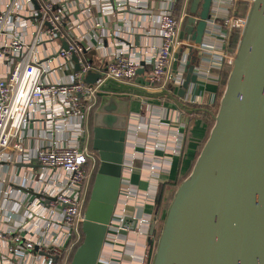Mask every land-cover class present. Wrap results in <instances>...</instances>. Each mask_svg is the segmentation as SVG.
<instances>
[{
    "label": "crops",
    "instance_id": "0c3cea01",
    "mask_svg": "<svg viewBox=\"0 0 264 264\" xmlns=\"http://www.w3.org/2000/svg\"><path fill=\"white\" fill-rule=\"evenodd\" d=\"M11 1L3 0L6 3ZM58 1L57 9L66 16L71 32L76 38L82 40L85 48L82 57L96 72L104 70L109 56L118 48L129 47L132 53L136 56H144L146 61L143 62V67L132 81L126 83L115 81L122 91L114 92L131 101L126 163L114 224L115 222L120 224V219L127 217L125 226L129 228L130 222L135 224L137 221L134 219H138L141 232L138 235L131 233L132 237H130L131 234L127 229H113L115 225H112L111 229L114 231L111 232L117 237L112 239L115 237L110 235V240H107L99 262V264H144L145 257L148 256L147 239L152 224L149 220L154 218L157 212L159 193L163 192L164 196H167L176 192L185 179L181 183L179 181L192 172L196 159L207 141L205 138L211 132L209 122L212 119V112L218 108L224 91L226 65L222 56L223 53L229 52L230 43L228 46L224 45L219 39L223 29L216 22L210 23V33L206 37V41L211 43L210 46L202 47L188 38L184 31L191 0H185L182 10L177 11V13L187 14L181 28V37L185 43L177 47L169 73L176 76L183 70L185 82L188 75L187 63L196 57L194 74L197 80L191 81L182 95L180 90L183 86L179 87L173 80H169L162 87L160 84L151 86L144 79L145 74L152 70L153 55L161 42L158 20L160 12L166 8L167 1L127 0L126 8L122 12L113 11L109 14L102 12L100 1L96 3H92L91 0ZM227 1L218 0L215 9L224 11ZM25 8L34 10L36 3L32 2L30 6H23V9ZM12 15V20L16 23L13 31L26 35L30 40L27 32L35 28L36 20L25 17L21 18V23H18L16 13L13 12ZM61 45L63 40L44 41L35 50L38 57L51 60L46 62V65H50L51 68L45 76L47 83L70 81L75 72L73 60L67 63L64 70L59 69L64 60L57 57L56 51ZM110 88L115 86L110 84ZM106 93L110 91L105 90L103 94ZM103 94L99 97V103ZM96 109L89 114L81 139L82 144L88 146L99 161V155L93 149ZM64 118H67L70 124H79V118L76 115H68L64 111L59 116L60 120L56 122L58 126L43 117L31 118L23 129L22 142L28 152L34 155L35 150L42 144L62 145L75 142L76 132L70 129L71 126L68 128L63 126ZM6 167L4 162H0V188L7 174ZM53 172L48 168L34 169L22 163L16 165L15 182H11L15 189L13 193L15 198L5 197L3 200L4 205L12 208L16 226H20V219L26 218V203L36 197L33 192H40L41 179L48 184L52 193L54 186L51 185L65 179V175L58 170L54 172L55 178L49 179L53 176ZM21 174L31 177L32 182L22 178ZM16 198L25 204H16ZM4 222L7 229L13 227L12 223L6 226L7 222ZM43 235L49 243L56 241L60 245L65 244L64 235L58 225H53L50 229L46 228ZM1 245L4 249L2 251L8 250L7 240L2 241ZM33 255L37 257L30 258L29 264H47V258L41 256V252ZM21 257L24 258L23 262L27 258L23 254ZM5 264H22V262L21 258H9Z\"/></svg>",
    "mask_w": 264,
    "mask_h": 264
},
{
    "label": "water",
    "instance_id": "95a60500",
    "mask_svg": "<svg viewBox=\"0 0 264 264\" xmlns=\"http://www.w3.org/2000/svg\"><path fill=\"white\" fill-rule=\"evenodd\" d=\"M216 2L190 1L184 33L195 44L206 42ZM72 60L79 71L78 56ZM196 62L187 63L182 95L197 80ZM100 76L89 70L84 81ZM103 89L110 93L101 96L93 127L100 165L70 264H99L120 200L131 101L114 93L122 91L115 81ZM152 264H264V0L249 4L214 126L175 192Z\"/></svg>",
    "mask_w": 264,
    "mask_h": 264
},
{
    "label": "built area",
    "instance_id": "2783aa9c",
    "mask_svg": "<svg viewBox=\"0 0 264 264\" xmlns=\"http://www.w3.org/2000/svg\"><path fill=\"white\" fill-rule=\"evenodd\" d=\"M36 1L39 7L31 10L23 9V6H30L33 0H12L8 3L0 0V162L7 166V174L0 188V264H5L9 258H21L22 264H29L30 258L37 257L33 254L37 255L38 252L47 258V264H69L70 254L82 236L81 224L97 164L95 153L82 144L85 122L89 114L97 108L99 97L105 91L103 87L108 81L130 82L143 67L142 63L146 62L144 56H136L129 47L118 48L109 56L104 70L100 72L101 76L92 84L86 83L85 77L89 70L94 68L82 57L85 49L82 40L71 32L66 16L57 9L59 1ZM98 1L102 3V12L107 14L113 11L122 12L128 3L127 0H91L92 3ZM165 1L166 8L160 12L158 20L161 42L153 55L152 70L145 74L144 79L151 86L160 84L164 87L169 80H173L182 87L183 70L176 76L169 73V70L177 47L185 43L181 37V28L187 14L177 13L178 0ZM233 1L225 2L227 7L224 11L214 8L210 21L218 23L223 29L219 39L227 46L232 31H242L246 24V17H233ZM13 12L17 15L18 23L25 17L36 20L35 28L27 32L30 40L26 35L13 31L16 26L12 20ZM58 39L69 43L67 49L61 45L56 51L57 57L64 60L59 69L64 70L67 67L73 54L78 56L81 69L74 72L70 81L47 83L45 76L51 68L46 62L51 60L38 57L35 50L44 41ZM210 45L211 43L206 41L202 47ZM222 57L225 65H233V54L225 52ZM62 111L79 118L78 125L70 124L67 118L62 121L65 128L71 126L70 129L76 132L75 142L62 145L42 144L35 150L34 155L30 154L22 142L25 125L33 117H43L56 123L60 120ZM19 163L34 169L42 167L54 172L58 170L65 175V179L52 185L49 183L54 186L53 193L41 179L40 192H33L36 197L26 203V218L20 219V226H16L12 208L4 205L3 200L5 197L15 198V189L11 182H15V167ZM33 163L37 164L36 167L30 166ZM54 172L49 179L55 178ZM21 177L32 182L31 177L27 175L21 174ZM16 204L23 205L25 202L16 198ZM42 220L44 222H41ZM123 220L124 218L120 219L118 228L126 229L127 224L126 221L124 224ZM4 221L7 222L6 226L12 223L13 227L7 229ZM53 225L60 227L65 238L64 245L56 241L49 243L44 239L43 231ZM113 229L110 232L114 231ZM110 235L115 237L112 239L117 237L114 233ZM5 240L8 241L9 247L7 251H2L4 249L1 243ZM22 254L27 257L24 262Z\"/></svg>",
    "mask_w": 264,
    "mask_h": 264
},
{
    "label": "trees",
    "instance_id": "16d2710c",
    "mask_svg": "<svg viewBox=\"0 0 264 264\" xmlns=\"http://www.w3.org/2000/svg\"><path fill=\"white\" fill-rule=\"evenodd\" d=\"M184 2H185V0H178V2H177V10H176V11H181V10H182ZM243 7L246 8L245 5H244ZM241 11H242V10H241ZM241 11H240V12H241ZM242 12H245V10L242 11ZM237 14L241 15L239 12H237ZM244 15H245V14H244ZM240 35H241V31H240V30H236V33H235L234 36L231 38V42H232L233 49H235L234 46H237V45H238V43H239V39H240ZM235 43H237V44L235 45ZM229 73H230V71H229V69H227V67H226V70H225V73H224V88H225V85H226V82H227V79H228ZM222 94H223V92H222ZM222 94H221V96H222ZM219 103H220V101H219ZM98 104H99V101H98ZM98 104H97V107L99 106ZM218 108H219V106H218ZM218 108H216L215 111L212 112V117H211L212 119H211L210 122H209L210 130H211L212 127L214 126V123H215V116H216V114H217V112H218ZM208 135H210V134H208ZM208 137H209V136H207L205 139L207 140ZM99 165H100V161H97L96 168H95V171H94V173H93L92 180H91V184H90V187H89V192H88V196H87L86 207H87L88 201H89V199H90V195H91V191H92V187H93V183H94L95 175H96V173H97V171H98ZM185 178H186V177H183V178L179 181V183H181ZM179 183H178V184H179ZM173 194H175V192H172V193H170L169 195H167L166 197H164V193H163V192H160V193H159V197H158V203H157V204H158V205H157L158 209H159V207L162 205V202H163V201H164V202L166 201L165 203H166L167 205H170V203H171V201H172V199H173V197H174ZM164 198H166V199L164 200ZM164 220H165V219L162 220V222H161L162 224H161L160 228H158L157 231H155V232L153 233V237H155V235H156V240H158V241H159V238H160V235H161L162 229H163V225H164L163 222H164ZM81 232H82V224H81ZM83 237H84V235H83V232H82L81 239H80L79 242L74 246V248H73V250H72V252H71V254H70V257H69V264H70V262H71V260H72V257H73V255H74L75 250L77 249V247H78V246L81 244V242L83 241ZM155 245H156V242L153 240V242L150 244V246H149V248H148V259H147V262L153 260L154 253H155V249H156L158 243H157L156 247H155Z\"/></svg>",
    "mask_w": 264,
    "mask_h": 264
},
{
    "label": "rangeland",
    "instance_id": "374dc122",
    "mask_svg": "<svg viewBox=\"0 0 264 264\" xmlns=\"http://www.w3.org/2000/svg\"><path fill=\"white\" fill-rule=\"evenodd\" d=\"M250 1L251 0H234L233 1V3H234V5H233V7H232V14H233V17H235V18H237V19H242V18H244V17H246V14H247V11H248V8H249V4H250ZM246 6V8L245 7H243V6ZM244 11L245 10V12H242V11ZM241 11V12H240ZM237 12H239L241 15H239V14H237ZM245 14V15H244ZM236 30H238V29H235V30H233L232 31V35L230 36V40H229V43H230V46H229V52L231 53V54H235V52H236V49H237V46H234V48L235 49H233V46H232V42H231V38L234 36V34L236 33ZM237 43H235V45H236ZM226 67H227V69H229V71L231 70V67H232V65H226ZM175 194H173V196H174ZM164 197H166V195L164 196ZM174 198V197H173ZM166 198H164V200H165ZM173 200V199H172ZM166 202V201H165ZM164 201L162 202V205L159 207V209L157 208V212H155V217L154 218H151L150 220H149V222L151 223H153V222H155V225H156V228H160V226H161V222H162V220L163 219H165V217H166V214H167V211H168V209H169V207H170V205H171V203H170V205H167L166 203H165ZM172 202V201H171ZM119 219H117V221H118ZM164 223V222H163ZM133 222H130V227L129 228H126L127 229V231L131 234V233H133V234H135V235H138L141 231H140V223H138V224H133ZM115 227H119V222H115ZM134 232H136V233H134ZM110 233H112V232H110ZM130 237H132V234L130 235ZM153 238V240L156 242V245H157V243H158V240H156V235H155V237H152ZM110 240V239H109ZM115 243H116V241H114ZM134 242H137V241H134ZM156 245H155V247H156ZM155 252H156V249H155ZM154 255H155V253H154ZM154 258V257H153ZM147 259H148V256L147 257H145V262H144V264H152V261H148L147 262Z\"/></svg>",
    "mask_w": 264,
    "mask_h": 264
},
{
    "label": "flooded vegetation",
    "instance_id": "af4514ba",
    "mask_svg": "<svg viewBox=\"0 0 264 264\" xmlns=\"http://www.w3.org/2000/svg\"><path fill=\"white\" fill-rule=\"evenodd\" d=\"M157 229L158 228H156V225L154 226V230H153V233L155 232V231H157ZM151 232V226H150V230H149V233ZM153 234H148V248H149V246H150V244L153 242Z\"/></svg>",
    "mask_w": 264,
    "mask_h": 264
}]
</instances>
